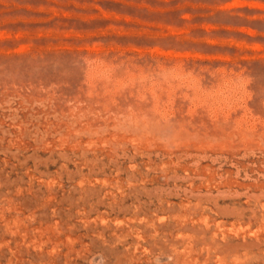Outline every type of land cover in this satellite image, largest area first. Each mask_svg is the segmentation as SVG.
<instances>
[{
    "label": "rangeland",
    "instance_id": "obj_1",
    "mask_svg": "<svg viewBox=\"0 0 264 264\" xmlns=\"http://www.w3.org/2000/svg\"><path fill=\"white\" fill-rule=\"evenodd\" d=\"M0 182V264H264V0H0Z\"/></svg>",
    "mask_w": 264,
    "mask_h": 264
},
{
    "label": "bare ground",
    "instance_id": "obj_2",
    "mask_svg": "<svg viewBox=\"0 0 264 264\" xmlns=\"http://www.w3.org/2000/svg\"><path fill=\"white\" fill-rule=\"evenodd\" d=\"M1 174H2V173H1ZM0 183H1V182H0ZM250 196H251V195H250ZM61 205H62V204H61ZM259 206H260V205H259ZM225 207H226V206H225ZM218 208H219V207H218ZM238 208H240V207H238ZM220 209H221V208H220ZM243 209H244V208H243ZM246 209H247V208H246ZM58 210H59V209H58ZM225 210H226V209H225ZM249 210H250V208H249ZM252 212H253V211H252ZM254 212H255V211H254ZM64 215H65V213H64ZM255 215H256V214H255ZM255 215H254V216H255ZM61 216L63 217L62 214H61ZM256 216H257V215H256ZM251 217H252V215H251ZM14 221H15V220H14ZM14 223H15V222H14ZM16 223H17V222H16ZM21 223H22V222H21ZM49 223H50V220H49ZM5 224H6V223H5ZM24 224H25V223H24ZM0 225H1V224H0ZM3 226H4V225H3ZM25 226H26V224H25ZM27 226H28V225H27ZM1 230H2V229H1ZM4 230H5V229H4ZM5 231H6V230H5ZM14 235H15V234H14ZM180 238H181V237H180ZM189 239H190V238H189ZM186 240H188V239L186 238ZM190 240H191V239H190ZM181 241H185V239H184V240H183V239L180 240V242H181ZM188 241H189V240H188ZM188 241H187V242H188ZM187 242H186V244H187ZM182 243H183V242H182ZM182 243H181V244H182ZM195 243H196V242H195ZM205 243H206V242H205ZM181 244H180V245H181ZM184 244H185V243H184ZM186 244H185V245H186ZM185 245H184V247H186ZM190 245H191V244H190ZM190 245H189L188 247L192 249V247H190ZM208 245H210V244L208 243ZM240 245H241V244H240ZM242 245H243V244H242ZM161 246H162V245H161ZM176 246H177V245H176ZM178 246H179V245H178ZM194 246H195V245H194ZM203 246L205 247V245H203ZM203 246H202V247H203ZM212 246H213V245H212ZM170 247H171V246H170ZM198 247H199V246H198ZM204 247H203V248H204ZM221 248H222V247H221ZM246 248H247V247H246ZM173 249L176 250V247H174ZM185 249H186V248H185ZM205 249L207 250V247H206ZM175 250H173V251H174L173 253L179 254V253H177ZM186 250H187V249H186ZM186 250L182 249V250H180L179 252H181V251L184 252V251H186ZM188 250H189V249H188ZM188 250H187V251H188ZM222 250H223V248H222ZM3 251H4V250H3ZM193 251H194V249H193ZM201 251H202V250H201ZM209 251H210V250H209ZM211 251L213 252V250H211ZM258 251H259V250H258ZM258 251H257V253L259 254ZM0 252H1V251H0ZM194 252H195V251H194ZM202 252H205V250L202 251ZM212 252H211V253L209 252V256H210V254H212ZM167 253H168V252H167ZM189 253H190V252H189ZM207 253H208V252H207ZM218 253H219V251H218ZM202 254H203V253H202ZM220 254H221V252H220ZM243 254H244V253H243ZM254 254H255V253H254ZM258 254H257V255H258ZM197 255H198V254H197ZM214 255H215V254H214ZM209 256H208V257H209ZM215 256H216V255H215ZM221 256H222L221 259L223 260V255H221ZM238 256H239V255H238ZM246 256H247V255H246ZM248 256H249V255H248ZM251 256L254 257L253 255H251ZM258 256H259V255H258ZM258 256H257V257H258ZM1 257H3V256H1ZM194 257H195V256H194ZM199 257H200V256H199ZM208 257H207V258H208ZM211 257H212V256H211ZM218 257H219V256H218ZM234 257H235V256H234ZM191 258H192V257H191ZM191 258H190V259H191ZM258 258H259V257H258ZM204 259H206V258H204ZM208 259H209V258H208ZM218 259H219V258H217V260H218ZM225 259H226V258H225ZM231 259H232V258H231ZM237 259H238V258H237ZM243 259H246V258H243ZM243 259H242V261H243ZM252 259H254V258H252ZM260 259H261V258H260ZM263 260H264V259H263ZM184 261H185V260H184ZM186 261H187V260H186ZM186 261H185V262H186ZM194 261H195V260H194ZM211 261H212V260H210V262H211ZM215 261H216V260H215ZM235 261H237L236 258H235ZM198 262H200V261H198ZM205 262H206V261H205ZM207 262H209V261H207ZM223 262H224V260H223ZM225 262H226V261H225ZM228 262H229V261H228ZM246 262H248V261H246ZM252 262H253V261H252ZM252 262H251V263H252ZM262 262H263V261H262ZM175 263H176V262H175ZM188 263H189V262H188ZM201 263H203V261H202ZM201 263H200V264H201ZM219 263H220V261H219ZM244 263H245V261H244ZM253 263H255V262H253ZM184 264H185V263H184ZM186 264H187V263H186ZM193 264H195V263L193 262ZM203 264H205V263H203ZM212 264H213V263H212ZM220 264H222V263H220ZM248 264H249V263H248Z\"/></svg>",
    "mask_w": 264,
    "mask_h": 264
}]
</instances>
